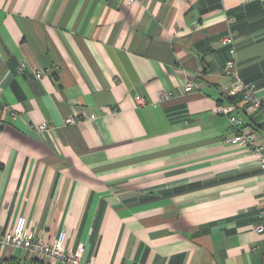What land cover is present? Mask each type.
Listing matches in <instances>:
<instances>
[{
    "label": "crops",
    "instance_id": "crops-1",
    "mask_svg": "<svg viewBox=\"0 0 264 264\" xmlns=\"http://www.w3.org/2000/svg\"><path fill=\"white\" fill-rule=\"evenodd\" d=\"M128 1L0 0V234L24 215L91 264H264V172L215 112L236 103L229 29L264 100V0ZM234 114L264 144L262 114ZM0 264L45 263L0 245Z\"/></svg>",
    "mask_w": 264,
    "mask_h": 264
},
{
    "label": "built area",
    "instance_id": "built-area-1",
    "mask_svg": "<svg viewBox=\"0 0 264 264\" xmlns=\"http://www.w3.org/2000/svg\"><path fill=\"white\" fill-rule=\"evenodd\" d=\"M132 3L133 0H129ZM235 21L234 16L227 17V23L232 24ZM219 46L225 48L229 54L225 65L222 68L223 75L230 79V83L226 88L228 97H235L236 103L218 105L215 112L227 115L229 120L230 135L228 141L232 144H239L253 150L257 155V161L260 169L264 172V144L259 142L257 134L253 130H243V120L234 114L237 104H248L252 112H260L264 117V100L255 96V84L241 80L236 74L235 61V37L229 29L227 33L219 39ZM23 69V66H21ZM50 72V69L36 70L34 76L41 78L45 73ZM195 86L194 78L188 77L183 85L185 92L191 91ZM171 93L159 92V97L162 99L169 98ZM137 102L144 104L145 99L138 97ZM98 113H88L81 115H70L64 118L63 125H79L84 121L94 120L98 117ZM39 131L49 130L51 126L42 121L37 125ZM259 215L264 217V207L260 208ZM255 230L259 233H264V225L258 224ZM0 245L2 247L11 246L15 248L25 249L31 252L35 257L40 259L45 264H91L84 262L82 256L84 253L83 245L79 244L74 250L68 248L65 244V232L60 231L57 237L50 243L43 239L35 238L31 231L26 228V217L19 215L12 228L0 234Z\"/></svg>",
    "mask_w": 264,
    "mask_h": 264
},
{
    "label": "trees",
    "instance_id": "trees-1",
    "mask_svg": "<svg viewBox=\"0 0 264 264\" xmlns=\"http://www.w3.org/2000/svg\"><path fill=\"white\" fill-rule=\"evenodd\" d=\"M228 99H229V100H234V99H235V97H228Z\"/></svg>",
    "mask_w": 264,
    "mask_h": 264
}]
</instances>
